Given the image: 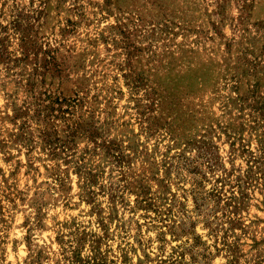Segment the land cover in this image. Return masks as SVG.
<instances>
[{"label": "rangeland", "instance_id": "1", "mask_svg": "<svg viewBox=\"0 0 264 264\" xmlns=\"http://www.w3.org/2000/svg\"><path fill=\"white\" fill-rule=\"evenodd\" d=\"M0 264H264V0H0Z\"/></svg>", "mask_w": 264, "mask_h": 264}]
</instances>
